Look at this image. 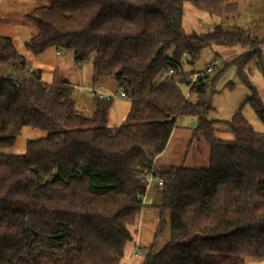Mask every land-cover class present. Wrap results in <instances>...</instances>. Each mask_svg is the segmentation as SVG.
Returning a JSON list of instances; mask_svg holds the SVG:
<instances>
[{
    "label": "trees",
    "instance_id": "1",
    "mask_svg": "<svg viewBox=\"0 0 264 264\" xmlns=\"http://www.w3.org/2000/svg\"><path fill=\"white\" fill-rule=\"evenodd\" d=\"M185 1L36 0L27 12L37 28L26 42L32 54L70 50L76 62H91V86L109 77L125 91L130 108L117 126L108 125L113 100L91 95L85 106L69 79L46 82L42 70L27 72L12 37L0 32V68L20 62L27 72H0V264H125L150 175L162 180L170 237L161 250L147 249L142 264L264 258V132L240 109L225 122L233 138L217 137L208 92L228 64L198 72L192 88L196 72L182 65L213 45L247 46L233 64L252 91L246 102L264 123L263 102L245 72L255 58L264 77V39L237 26L189 34ZM188 1L224 21L240 16L239 0ZM183 116L196 121L193 137L202 134L208 143V166L159 168L156 158ZM27 126L47 135L28 140L25 153L4 152Z\"/></svg>",
    "mask_w": 264,
    "mask_h": 264
},
{
    "label": "rangeland",
    "instance_id": "2",
    "mask_svg": "<svg viewBox=\"0 0 264 264\" xmlns=\"http://www.w3.org/2000/svg\"><path fill=\"white\" fill-rule=\"evenodd\" d=\"M35 1L0 0V32L12 37L18 52L26 58L30 67L34 70L43 71L42 79L46 82L67 78L71 82L77 83L85 69L88 71V76L90 74L92 76L91 62H84L81 66H77L70 50L51 46L42 53L34 55L26 48V42L37 32L36 26L26 19V14L33 7ZM239 5V18L236 21L232 19L224 21L195 8L186 0L183 13L185 31L189 34L194 32L207 33L214 30L218 25H222L226 29L237 26L242 29L250 28L253 36L264 39V23L254 21L256 18L264 17V0H239ZM248 49L247 46L243 45H213L203 49L199 59L194 64H191L185 57L182 59V65L186 72H204L210 66L220 68L228 64L227 69L214 83L213 89L209 88L208 92L211 110L207 113V118L219 121L216 124V127L219 128L216 135L222 139L233 138V134L228 131L225 122L231 120L240 109L256 131L264 132V123L250 103L246 102L252 91L239 78L237 67L233 64V61L246 53ZM59 50H62V53L58 54L57 51ZM167 54L172 56L173 49H169ZM0 72L4 75L17 77L27 73L20 62L3 65ZM245 72L250 82L256 87L264 105V77L256 67L255 58L246 65ZM207 74L213 76L215 70ZM99 84L104 89L117 93H120L122 89L109 77L104 83ZM81 86H86V83L83 82ZM183 89L189 93L186 84L183 85ZM77 91L78 93H85L88 97L92 95L90 92L78 88ZM130 102L128 97L113 100L109 111L108 125L117 126L124 122L130 108ZM184 117L188 116L179 118L166 149L156 158V164L159 168L181 164L192 167L208 166L209 145L202 134L193 137L192 121L188 122ZM46 135V132L39 129L24 127L22 133L17 137L16 144L13 147L3 149V151L14 154L25 153L28 140ZM150 184L156 185L157 181H152ZM145 203L136 227L135 241L128 244L126 248V254L123 258L125 264H142L147 249L153 247L155 252L161 250L170 237V213L160 206L162 203L160 187L150 189V196ZM245 264H264V258L247 257Z\"/></svg>",
    "mask_w": 264,
    "mask_h": 264
},
{
    "label": "built area",
    "instance_id": "3",
    "mask_svg": "<svg viewBox=\"0 0 264 264\" xmlns=\"http://www.w3.org/2000/svg\"><path fill=\"white\" fill-rule=\"evenodd\" d=\"M58 54L62 53L61 51H57ZM262 53H263V59H264V44L262 45ZM85 63H87L88 61H84ZM84 62H77V66H81ZM26 70L27 72H32L34 69L32 67H30L29 63L26 64ZM207 71H211L212 67H208L206 69ZM173 72V70H169V74H171ZM200 73H193L190 76V85L189 88H192L196 82V80L198 79ZM77 88L79 90H83V91H88L90 92L92 95H98L100 98L102 99H106V100H115V99H119V98H123V97H127L125 91L123 89H121L120 93H117L116 91H112V90H107L104 89L101 86L98 87H94L91 85H87V86H81V85H77ZM55 169H53L52 171H50L49 173L45 174L43 182L45 181H50L55 173ZM149 184L152 181H157L159 186H162V180L158 179L157 177H155L154 175H150L149 176ZM145 199V198H144Z\"/></svg>",
    "mask_w": 264,
    "mask_h": 264
},
{
    "label": "crops",
    "instance_id": "4",
    "mask_svg": "<svg viewBox=\"0 0 264 264\" xmlns=\"http://www.w3.org/2000/svg\"><path fill=\"white\" fill-rule=\"evenodd\" d=\"M262 18V17H261ZM79 80H78V82L76 83V82H72L73 84H78L79 83V85H82V83L83 82H85L86 83V86L88 85H92V78H91V74L88 76V71H87V69H85L84 71H83V74H81V78H78ZM82 81V82H81ZM81 83V84H80ZM81 94V95H80ZM79 98H80V100L79 101H81V103L83 104V105H85V106H90L89 104H90V102H89V99H90V97H88L87 95H85V93H79ZM180 118H182V117H180ZM184 118H186V120L188 121V122H190V121H192V118L191 117H184ZM178 120H179V118H178ZM159 187V185H158V183L156 184V185H151V184H149V186H148V190H147V193H146V196H145V199H144V202H146V200H147V198H148V196H150V189L151 188H158Z\"/></svg>",
    "mask_w": 264,
    "mask_h": 264
},
{
    "label": "water",
    "instance_id": "5",
    "mask_svg": "<svg viewBox=\"0 0 264 264\" xmlns=\"http://www.w3.org/2000/svg\"><path fill=\"white\" fill-rule=\"evenodd\" d=\"M204 83H206V80L204 81ZM175 119H176V116L172 117L171 120H175ZM195 123H196V121L195 120H192V124L191 125L194 126Z\"/></svg>",
    "mask_w": 264,
    "mask_h": 264
}]
</instances>
